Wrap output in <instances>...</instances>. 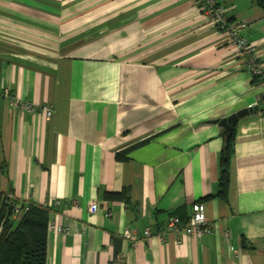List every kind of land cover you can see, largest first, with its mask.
Returning <instances> with one entry per match:
<instances>
[{"label": "crops", "instance_id": "1", "mask_svg": "<svg viewBox=\"0 0 264 264\" xmlns=\"http://www.w3.org/2000/svg\"><path fill=\"white\" fill-rule=\"evenodd\" d=\"M219 1L264 63V8ZM0 84L37 107L0 93V192L52 206L47 264H264V112L235 126L228 199L213 122L262 90L196 0H0ZM196 202L211 231L161 239Z\"/></svg>", "mask_w": 264, "mask_h": 264}, {"label": "trees", "instance_id": "2", "mask_svg": "<svg viewBox=\"0 0 264 264\" xmlns=\"http://www.w3.org/2000/svg\"><path fill=\"white\" fill-rule=\"evenodd\" d=\"M257 2L264 8V0H257ZM253 82L258 84L259 77L255 76ZM259 104L264 105V102L261 101ZM222 136L224 145L219 160L220 190L216 196L228 199L231 166L235 155L236 128L234 127L228 132L223 130ZM126 151L119 153L118 159H124ZM106 197L108 199L129 200L125 191L107 192ZM52 211V206L30 203V209L27 213L20 220H15L7 208L3 206L0 210V223H2L0 264H47L48 231ZM177 213L175 214L177 215ZM180 218L182 219V217Z\"/></svg>", "mask_w": 264, "mask_h": 264}, {"label": "built area", "instance_id": "3", "mask_svg": "<svg viewBox=\"0 0 264 264\" xmlns=\"http://www.w3.org/2000/svg\"><path fill=\"white\" fill-rule=\"evenodd\" d=\"M199 7L212 17V22L221 30L230 43L235 44L240 52L246 56L249 72L254 78L259 77L258 85L261 87L260 102H264V63L260 60L255 51V47L252 46L248 39L241 34V31L247 27V23L244 21H230L226 13V7L220 3L219 0H196ZM0 93H3L8 97L11 105L20 106L23 109L37 110V107L27 101L22 100L18 95L12 93L9 88L0 84ZM48 119H51L53 115L52 106L44 108ZM60 204L59 200L54 202L57 206ZM5 206L11 213V217L15 220H20L30 209V203L23 202L18 198L15 192L3 193L0 192V210ZM89 209L92 212L97 211L98 203L92 201L89 205ZM208 221L206 206L202 202H196L192 206V212L189 218L184 222L178 215L169 218L166 228L160 229L159 236L161 239H165L168 231L182 230L186 237H201L205 232L211 231V226L206 224ZM56 227L54 222H49V228ZM2 229V223H0V230ZM59 230L68 231L67 227L62 225L58 226ZM150 233L151 227L146 228ZM180 240V238H179Z\"/></svg>", "mask_w": 264, "mask_h": 264}, {"label": "water", "instance_id": "4", "mask_svg": "<svg viewBox=\"0 0 264 264\" xmlns=\"http://www.w3.org/2000/svg\"><path fill=\"white\" fill-rule=\"evenodd\" d=\"M262 110H264V105L257 103L255 105H250L248 107L239 109L238 111L226 117L214 119L213 122L219 123L223 127L224 132H228L232 130L238 124L240 119L248 116L249 114L253 112L262 111Z\"/></svg>", "mask_w": 264, "mask_h": 264}]
</instances>
